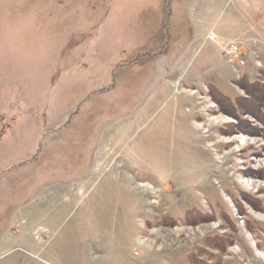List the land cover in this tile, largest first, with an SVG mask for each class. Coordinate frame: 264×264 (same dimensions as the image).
<instances>
[{
    "label": "rangeland",
    "instance_id": "obj_1",
    "mask_svg": "<svg viewBox=\"0 0 264 264\" xmlns=\"http://www.w3.org/2000/svg\"><path fill=\"white\" fill-rule=\"evenodd\" d=\"M240 78L264 82V0H0V264H264Z\"/></svg>",
    "mask_w": 264,
    "mask_h": 264
},
{
    "label": "trees",
    "instance_id": "obj_2",
    "mask_svg": "<svg viewBox=\"0 0 264 264\" xmlns=\"http://www.w3.org/2000/svg\"><path fill=\"white\" fill-rule=\"evenodd\" d=\"M241 90H243L245 92V94L247 95V99H251L252 98V102H256L258 104H261L262 106L264 105V82H260V81H254V82H247L244 81V78H240L239 81H237ZM211 89H213V92H215L216 97H218L219 99L225 101L230 109V111L233 113L234 112V118L236 119H241L240 116H236V112L239 110L238 108H244L245 105L240 104V102H244V99L240 96L237 99H235L233 102L227 98L226 96L222 95L218 90H216L215 88L211 87ZM214 95V94H212ZM214 95V96H215ZM213 100H215V102L217 101V98L213 97ZM241 106V107H240ZM222 109V108H221ZM250 114L255 115L252 110L249 111ZM195 213V214H194ZM197 212H190L189 215L187 217H189V219L187 220H193V221H197V222H205L207 219V216H203L197 215ZM212 247H219V244L217 243V245L212 244ZM188 262L189 264H201V259L194 258L193 255H189L188 256Z\"/></svg>",
    "mask_w": 264,
    "mask_h": 264
},
{
    "label": "built area",
    "instance_id": "obj_3",
    "mask_svg": "<svg viewBox=\"0 0 264 264\" xmlns=\"http://www.w3.org/2000/svg\"><path fill=\"white\" fill-rule=\"evenodd\" d=\"M224 54L226 55V57H228V59H232V58L238 57L239 50H238V48L235 45H229L228 47H226L224 49ZM234 63L237 66H239V65L240 66H244V64H245L244 61L241 60V59L240 60H235L234 59Z\"/></svg>",
    "mask_w": 264,
    "mask_h": 264
},
{
    "label": "bare ground",
    "instance_id": "obj_4",
    "mask_svg": "<svg viewBox=\"0 0 264 264\" xmlns=\"http://www.w3.org/2000/svg\"><path fill=\"white\" fill-rule=\"evenodd\" d=\"M242 183V182H241ZM258 255H260V251H258Z\"/></svg>",
    "mask_w": 264,
    "mask_h": 264
}]
</instances>
